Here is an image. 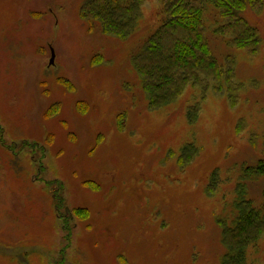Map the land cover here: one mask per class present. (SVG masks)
I'll use <instances>...</instances> for the list:
<instances>
[{"label": "rangeland", "instance_id": "1", "mask_svg": "<svg viewBox=\"0 0 264 264\" xmlns=\"http://www.w3.org/2000/svg\"><path fill=\"white\" fill-rule=\"evenodd\" d=\"M82 2L0 0V264H220L216 216L233 199L236 167L263 156L264 6L246 11L262 37L253 57L207 18L217 60L236 58L238 98L211 82L203 100L189 85L151 108L132 56L161 0H143L127 38L82 19ZM188 142L198 153L183 164ZM263 188L250 182V195L261 201ZM248 264H264V236Z\"/></svg>", "mask_w": 264, "mask_h": 264}, {"label": "trees", "instance_id": "2", "mask_svg": "<svg viewBox=\"0 0 264 264\" xmlns=\"http://www.w3.org/2000/svg\"><path fill=\"white\" fill-rule=\"evenodd\" d=\"M143 0H83L82 19L96 22L104 34L127 38L135 31L142 15ZM264 0H161L158 25L133 54L132 62L141 77V85L151 108L168 106L178 100L190 86L199 87L202 100L211 82L218 90L228 88L238 98L241 84L236 78V58L227 55L221 64L213 53L207 37V18L216 15L212 32L232 48L255 56L261 44L260 28L246 16L249 8L260 10ZM141 8V9H140ZM201 102L189 106L188 119L197 120ZM264 146V143H263ZM183 164L196 156L198 149L188 142L181 150ZM232 189L233 199L218 214L223 252L220 264H248L249 251L264 236V188L262 200L250 195V182L264 180L263 156L255 164L243 163ZM221 171L211 174L210 188L221 183ZM220 181V182H219ZM58 197L57 207L63 205ZM67 238L71 233L69 216L62 214Z\"/></svg>", "mask_w": 264, "mask_h": 264}, {"label": "water", "instance_id": "3", "mask_svg": "<svg viewBox=\"0 0 264 264\" xmlns=\"http://www.w3.org/2000/svg\"><path fill=\"white\" fill-rule=\"evenodd\" d=\"M54 60H55V52H54V50H52V58L50 60L51 65L54 64Z\"/></svg>", "mask_w": 264, "mask_h": 264}]
</instances>
